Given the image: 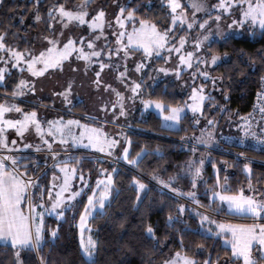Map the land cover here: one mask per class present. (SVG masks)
<instances>
[{
  "label": "snow or ice",
  "instance_id": "1",
  "mask_svg": "<svg viewBox=\"0 0 264 264\" xmlns=\"http://www.w3.org/2000/svg\"><path fill=\"white\" fill-rule=\"evenodd\" d=\"M94 2L95 0H79L73 7H68L67 0H54L47 8V30L50 34L40 35V40L46 42V46L39 50L31 47L21 49L10 45L6 43L7 29L0 31V88L4 87L6 77L11 75L12 70H17L21 74L26 71L31 77L39 78L46 74L63 73L67 62L73 73L78 72L80 65L72 63V58L75 57L76 61L83 62L85 73L90 66L98 65L99 70L95 71V79L91 80V83L97 90L103 87L113 95L112 100H106L99 105L96 115L85 114L84 120L90 122L72 117L65 119L60 115L46 119L39 115L35 107L24 110L20 103L15 102V98L24 96L27 91L36 93L37 88L35 79L29 80L23 76L12 89V101L8 99L0 101V242L10 249L11 264H28L26 253H35L38 264H48L43 254L44 245L58 238L60 223L67 219L69 210H73L75 217V209L81 203L83 207L79 211L77 221L80 250L84 264H95L98 241L91 235L89 221L97 213L102 214L110 203L113 192L119 191L115 180L118 168L113 167L111 170L100 168L95 184H91L89 176L80 168L83 158L73 155L68 149L80 146L95 149L108 157H115L117 162L123 160L127 165L140 168L144 157L148 155V150L141 147L133 155L132 139L118 123V117L127 115V101L136 99L143 90L142 82L129 75V58L134 59L136 53L141 54V59L135 61L137 73H141L152 58L164 60V65L155 71L165 74L172 72L177 78L183 71L195 67V71L191 73L193 79L191 93L183 103H165L160 98L142 99L145 109L154 107L159 110L167 127L178 128L187 110L194 115L204 116L205 102H215L211 92L206 91V83L196 85L195 80L198 77H202L204 81L211 80L212 88L216 89L217 80H222V77H213L207 71L209 65L217 63L219 55L212 53L209 58L202 54L204 43L209 40L212 33L206 32L195 39H191L187 34L180 35L178 41L174 42L176 32L187 33L189 30H195L197 25L199 30H206L207 25L214 19L218 30L215 35H220L219 22L225 15L232 16L236 9H239V18L231 19L229 28L251 21L253 25L259 24L260 29L264 31V0H215L213 3L209 0H187L186 4H182L181 0H162L170 9L168 14L171 22L166 28H161L155 21L139 17L138 6H129L132 0H112L117 9L114 14L108 12L106 5L90 8ZM40 5L41 0H33L32 19L35 22L44 19ZM187 8L191 9V14ZM197 13H202L205 18L200 19ZM19 23L20 25L25 23L23 16L20 17ZM57 24L60 26L59 30L55 27ZM85 25L87 26L85 34L70 32L65 36V31L71 27L82 28ZM12 35L17 37V33ZM101 40L103 43H98ZM189 41L192 49L186 51ZM165 52L168 55H165ZM173 53L178 57L175 66H166L172 60ZM199 65H203L204 68L198 67ZM111 67L116 70L115 79L130 90V96H126L125 92L104 81L102 73ZM260 81L261 89L257 92L259 104L254 105L253 113L241 116V123L236 125L242 136L238 139L228 137L224 139H233L242 146H248L247 140L252 138L256 142L254 146L264 150V128L257 131L253 126L257 107L260 118H264V75H261ZM73 86L74 80L69 78L61 91L52 93L54 97L62 98L63 104L68 106L69 110L74 106ZM224 98L228 99L227 90H224ZM211 106L210 104L209 107ZM219 108L222 113L226 111L224 105H219ZM11 113L17 116H10ZM108 114H111V120L107 118ZM108 123L116 124L121 130L117 132L106 130L105 126ZM199 123L200 120L197 118L193 127ZM216 124L215 118L209 117L205 126L200 128V135L194 134L192 140L203 145L212 143L217 139L214 135ZM9 130L15 132V137L11 138L10 142ZM29 132H34L38 138L36 142H23L25 134ZM57 144L63 151L56 149ZM29 149L34 153H44V167L39 173L35 171L30 173L29 169L39 167L40 158L18 154ZM196 150L193 144L191 151L195 153ZM238 155L244 156V153ZM49 158L51 164L48 162ZM30 159L32 163L28 162ZM204 163L203 157L199 161L190 157L179 166V172L169 175L167 179L161 177L155 170L150 174L159 185L170 189L175 199L191 201V204H177L178 214L169 212L167 225L171 226L176 221L183 222L185 213L194 215L199 222L196 231L202 237L221 238L224 246L230 247V253H225L224 264H264V222H261L264 221V188H258L252 183L250 164L243 165V170L249 174L246 191L245 187L233 189L228 182L229 177L227 175L221 177V170L214 162L212 167L216 178L212 185L205 188L207 203H204L197 198L196 191L198 182L203 179ZM224 164L225 171L233 166L227 161ZM49 171L50 178L45 180ZM184 177L190 178V189L185 191L179 186H173ZM129 183L135 188L134 204L138 206L148 185L139 175H133ZM222 212L231 216L251 217L253 222L232 223L225 219H217ZM48 216L54 217L57 221L55 227L46 224ZM85 231L89 233L87 238L84 235ZM178 231L180 247L168 258L163 259L161 264H220V256L213 258L211 252L200 260L198 253L205 247L202 242L196 246L192 254H189L183 243V233L192 229ZM145 232L153 239H157L155 229L150 223L146 225Z\"/></svg>",
  "mask_w": 264,
  "mask_h": 264
},
{
  "label": "trees",
  "instance_id": "2",
  "mask_svg": "<svg viewBox=\"0 0 264 264\" xmlns=\"http://www.w3.org/2000/svg\"><path fill=\"white\" fill-rule=\"evenodd\" d=\"M54 0H41L40 9L44 19L40 21L41 32L44 35L50 34L47 30V8ZM79 0H67V6L73 7ZM112 0H95L92 5L102 4L109 6ZM138 6V16L157 22L161 28H166L171 22V17L162 0H132L129 6ZM23 16L25 23L20 25V17ZM33 0H1L0 2V31L7 29L6 43L18 46L33 47L34 41L30 37L35 32V25L32 24ZM130 26V25H129ZM26 30V31H25ZM12 33H17L13 37ZM26 38V39H25ZM212 53L219 56H226L224 60L217 63L209 70L213 77H222L217 80V88L211 92L215 97V102L206 101L203 108L205 113L202 120L214 117L220 118V123L228 117L240 119L251 109L254 95L261 87L260 77L264 75V31L260 29L248 30L245 28L240 36H226L221 40H211L205 49V55L210 58ZM139 54V53H138ZM163 59H156L154 65L162 62ZM151 71L147 69L142 79V95L144 98H160L165 103H183L188 94L182 92L179 80L174 78L151 80ZM21 73L12 70L11 75L6 77L4 87L0 88V101L6 97H11L12 89L21 78ZM207 83V82H206ZM211 82L207 83L210 87ZM5 89L7 92L5 93ZM224 90L228 92V99L224 98ZM215 105L212 110L210 104ZM24 110H31L32 106L23 100H18ZM39 105H48V102L41 101ZM219 105H224L226 111L221 112ZM37 109V108H36ZM64 118H77L84 120L86 114L85 106L82 102H77L70 109L69 115L56 113ZM84 122H90L84 120ZM193 119L189 114H185L177 129H168L161 125L160 118L152 111L141 113L134 121V126L127 129L126 134L132 139L131 152L134 155L144 147L148 150L141 162L140 168L127 165L123 160L108 161L100 159L97 155H86L80 151H70L73 155L82 157L80 168L89 177H93L100 168L111 170L118 168L115 176L116 188L118 192H113L110 203L104 212L97 213L90 219L91 234L98 241L95 254V264H161L162 260L168 258L172 252L180 247V231L191 228L192 231L183 233V243L189 254H192L199 243H204V249L198 253L202 261L204 256L211 252L213 258L220 256V264H224L225 253H230V249L223 246L221 238L209 237L205 239L196 229L199 228L198 219L194 215L185 213L183 222L176 221L168 226L166 221L169 212L176 213V205L179 203L190 204L189 200L175 199L169 192L170 189L163 188L151 178V173L155 170L161 177L167 179L171 174L180 171V165L184 164L188 158L199 156H209V160L203 169V182L198 184L196 189L199 199L207 203L205 188L212 185L216 178L212 165L215 162L219 168L220 176L227 175L229 184L233 189L245 187L248 183L249 174L243 170L245 163L250 164L251 180L258 188H264V152L250 146L231 144L220 141L219 149L206 151L196 147L195 153L191 151L193 146H185V137L197 132L198 128L193 127ZM183 137V139H182ZM158 150V151H157ZM244 153V156H239ZM24 156H36L40 158L39 167L29 169L30 173L39 171L44 167L43 157L33 153ZM51 159L49 158L50 162ZM232 164L225 171L224 162ZM32 163L30 159L28 161ZM23 163V162H22ZM51 171L48 173L50 178ZM133 175H139L148 185L147 191L142 193V199L138 206L134 186L130 185ZM93 179V178H92ZM185 191L191 188L190 178L184 177L174 183ZM167 191H166V190ZM169 191V192H168ZM86 199V197H85ZM82 203L75 209L67 213V219L59 225L58 238L44 245L43 254L47 258L48 264H84L79 245L77 221ZM233 219H244L247 222L249 217H237L227 215L222 212L217 219L236 221ZM246 220V221H245ZM151 224L155 229L153 239L145 232L147 224ZM46 224L55 227L57 221L54 217H46ZM12 253L4 244H0V262L11 264ZM25 258L28 264H38L35 253H26Z\"/></svg>",
  "mask_w": 264,
  "mask_h": 264
},
{
  "label": "rangeland",
  "instance_id": "3",
  "mask_svg": "<svg viewBox=\"0 0 264 264\" xmlns=\"http://www.w3.org/2000/svg\"><path fill=\"white\" fill-rule=\"evenodd\" d=\"M0 2H1V0H0ZM181 2H182V4H186L187 0H181ZM209 2L213 3V2H215V0H209ZM98 6H103V5L102 4L90 5V8H94V7H98ZM165 7L167 8L166 5H165ZM107 10L109 13L114 14V12L117 9L111 2V4L107 7ZM167 10H168V12H170V9L167 8ZM186 10L189 12V14H191L190 8H187ZM197 16L200 19L205 18L202 13H197ZM233 18H237V19L239 18V9H236L233 12L232 16L225 15L222 18V20L219 22L220 23V29H219L220 35H215V33L218 30L216 28L217 22L213 19L207 25L206 30H199V26L197 25L195 30H189L187 33L177 31L175 36L173 37V40H174V42L178 41L179 36L185 35V34L189 35L191 37V39H195L198 35H204V34H206V32H210V33H212V35L209 36V40L205 41L204 48L202 49V54L205 55L206 46L211 40H221L222 38H224L226 36H240L243 34V30L245 28H247L248 30L260 29L259 24L253 25L251 23V21H247L243 25H234L232 28H229L228 24L230 23L231 19H233ZM109 19H111V16H109ZM31 22H32V24L35 25V32L30 35V37L34 41V45L32 48L39 50L42 46H46V42H42L39 38L40 35L42 34L40 22H35L32 18H31ZM113 23H114V21H113ZM55 27L57 30H59L60 26H59V24H57ZM184 27L186 28V25ZM110 31L111 30H109V32ZM70 32L71 33H77L78 32L79 34L83 35L87 32V26L86 25L82 26V28L71 27L70 29L65 31V36H67ZM112 39L114 40V37ZM98 43L102 44L103 41L101 40ZM191 49H192V45H191V42L189 41V43L186 45L185 50L187 51V50H191ZM165 55H168V53L165 52ZM219 57H220V59L217 61V63L221 62L222 60H224L226 58V56H219ZM140 59H141L140 53L139 54L136 53L134 59L129 58V62H128L129 75L133 79H138L142 82L144 73L148 69L149 71H151L150 73H151L152 82L157 81L159 79H165V78L177 79L180 81L179 86H180V89L182 90V92L187 93L188 96L190 95V93H191V87L190 86L193 84V79H192L191 73L193 71H195V67L192 69H188V70L183 71L181 76L179 78H177V76L172 72L165 74L163 72L155 71V69L164 65V60L162 62H160L159 64L154 65L153 62L156 59L152 58L147 62V65L144 69H142V72L137 73V72H135V61L140 60ZM113 60H115V58H113ZM177 60H178V57L173 53L172 60H170L166 66L174 67ZM72 63L80 65V70L78 72L73 73L68 68L67 62H66L65 71L63 73L57 72V73H54L51 75L46 74L45 76L39 77V78L31 77V75L29 73H27L26 71L24 73H22L21 76H23L24 78H27L29 80H32V79L36 80L37 92L32 93L30 91H27L24 96L16 97L15 102L17 103V101L21 99L24 102H26L27 104H30L32 106H36L39 115L43 118H46V119H50V118L57 116L58 114H56V113L69 115L70 110H69L68 106H65L63 104L62 98H60L58 96L54 97L52 95V93L61 91L63 89V87L66 86L67 80L69 78H72L74 80L73 105L77 102H82L85 106L87 114L96 115L99 105L106 100H112L113 95H112L111 91H105L103 89V87H101L99 90H97L96 88L93 87L91 80L95 79V71L99 70L98 65L90 66L88 71L85 73V71L83 69V62H78L75 60V57H73ZM215 65H209V67L207 68V71H209ZM198 67H200L202 69L204 68L203 65H199ZM115 75H116V70L114 67L107 68L102 73V77L106 83L112 84L113 87H117V88H119V90L125 92L126 96H130L131 95L130 90L126 89L123 84H121L118 80H116ZM130 82L131 81H129V83ZM185 82H187V83H185ZM206 82L207 83L211 82V80L204 81L202 77H198L194 83L196 85H199L200 83H206ZM207 83H206V91H210V92L214 91V89L212 88V82H211L210 87L207 86ZM5 99L12 101V97H6L3 100H5ZM142 99H148V98H144L142 93H141L140 96H138L136 99L128 100L127 101V115L118 117V123L120 126L123 127V130L125 131V133H126L127 129H130L134 126V121L137 118V116H139L141 113L143 114V113H146L148 111H152L155 115H157L160 118L161 125L163 127L168 128V129H177V128H170V127H167L165 125L163 118L159 114V110L155 109L154 107H150V108L145 109L143 104H142ZM41 101L48 102V105H46V106L45 105H39V102H41ZM205 104H206V102H205ZM208 104H211V103L209 102ZM214 109H215V105L212 106V110H214ZM185 114L191 115L193 122H195V120L197 118L200 120L199 125L196 126L198 128V130L196 133H194L196 136H199L200 135V128H203L205 126V124L207 123V119L202 120L201 119L202 116H200L199 114L194 115L190 110H187ZM9 115L13 116V117L17 116V114H15V113H11ZM107 118L109 120H111V114H108ZM65 119H68V118H65ZM215 120L217 121L216 127L214 129V135L217 138L215 141H213L212 143H210L208 145L199 144V143H196L194 140H192V137L194 134H191L190 136H187L184 138L185 139V141H184L185 146H193V144H195V146L198 148H202L206 151H211V150L219 149V142L220 141L228 142L231 144H233V143L238 144V142H234L233 139L225 140L224 137L238 139L240 136H242V133L236 127V125L238 123H241L240 119H234V118L228 117L224 122H221V123H220V118L216 117ZM105 127H106V130H109L111 132H117V131L121 130L120 127H117V125L113 124V123H108ZM13 137H15L14 130H9V142H10L11 138H13ZM25 137L26 138L23 141L24 143H27L29 141L36 142L38 140V138L35 137L34 132L26 133ZM17 140H18V142H20L19 138H17ZM247 144L249 146V138L247 140ZM56 149L58 151H63L62 147L58 144L56 145ZM68 150L69 151L84 152L86 155L87 154L88 155L95 154L100 159H104V160H108V161H116L115 157H108L106 154L100 153L98 150L90 149V148H84L82 146L77 147V148L69 147ZM29 153H33V154H36L38 156H44L43 152L34 153V151L32 149L25 150V151L20 152L18 154L26 155ZM117 155H118V153H117ZM202 157L205 159V163H204V166H205L206 162L209 160V156H207V155L206 156L205 155L199 156L195 159L197 161H199V159ZM49 164H51V161L49 162ZM204 166H203V169H204ZM98 174H99V171H97L95 173V175L92 177L93 179L91 177H89L91 184H95V181H96ZM202 176H203V173H202ZM203 180H204V178L201 179L198 182V184L203 182ZM89 191H90V189H89ZM246 191H247V189H246ZM190 204H191V201H190ZM48 217H52V216H48ZM237 217H240V216H237ZM249 218L250 219H248L247 222L249 221L248 223H252L253 219L251 217H249ZM228 219L234 220L233 218H230V217ZM236 220L239 222H237V221H230V222H232V223H246V222H242V221H244V219H236ZM261 222H264V221H261ZM88 234L89 233L87 231H85V233H84L85 238H87ZM78 236H79V241H80L79 229H78ZM221 241H222V244L224 246V242L222 239H221ZM0 244H3V242H0ZM227 248L230 249V247H227ZM230 251H231V249H230Z\"/></svg>",
  "mask_w": 264,
  "mask_h": 264
},
{
  "label": "built area",
  "instance_id": "4",
  "mask_svg": "<svg viewBox=\"0 0 264 264\" xmlns=\"http://www.w3.org/2000/svg\"><path fill=\"white\" fill-rule=\"evenodd\" d=\"M261 89V87L257 90V92ZM257 92L255 93L254 95V101H253V105L251 107V109L249 110V113H253V107L254 105H258L259 104V101H258V97H257ZM246 114V115H247ZM253 126L257 129V131H259L260 128H264V118H260V114H259V109L257 107L256 109V112L254 113V121H253ZM239 144V143H238ZM256 144V142L252 139V138H249V146L254 148V149H257V150H260L262 152H264V150L258 148V147H255L254 145ZM92 155H95V154H92ZM166 190V189H165ZM167 191V190H166ZM169 192V191H168ZM170 194H172L171 192H169ZM174 195V194H172Z\"/></svg>",
  "mask_w": 264,
  "mask_h": 264
},
{
  "label": "crops",
  "instance_id": "5",
  "mask_svg": "<svg viewBox=\"0 0 264 264\" xmlns=\"http://www.w3.org/2000/svg\"><path fill=\"white\" fill-rule=\"evenodd\" d=\"M234 220H236V219H234ZM237 221V220H236ZM253 221V220H252ZM237 222H239V221H237ZM241 222V221H240ZM243 222V221H242Z\"/></svg>",
  "mask_w": 264,
  "mask_h": 264
}]
</instances>
